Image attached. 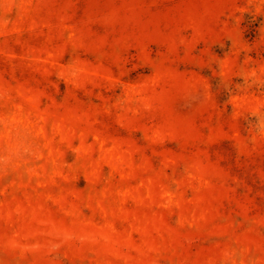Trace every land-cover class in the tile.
<instances>
[{"label": "rangeland", "instance_id": "obj_1", "mask_svg": "<svg viewBox=\"0 0 264 264\" xmlns=\"http://www.w3.org/2000/svg\"><path fill=\"white\" fill-rule=\"evenodd\" d=\"M0 264H264V0H0Z\"/></svg>", "mask_w": 264, "mask_h": 264}]
</instances>
